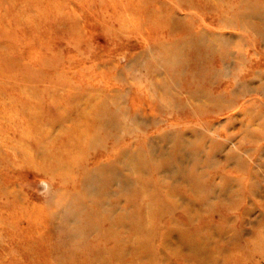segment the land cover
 <instances>
[{"label": "rangeland", "instance_id": "obj_1", "mask_svg": "<svg viewBox=\"0 0 264 264\" xmlns=\"http://www.w3.org/2000/svg\"><path fill=\"white\" fill-rule=\"evenodd\" d=\"M261 123L264 0H0V264H264Z\"/></svg>", "mask_w": 264, "mask_h": 264}, {"label": "bare ground", "instance_id": "obj_2", "mask_svg": "<svg viewBox=\"0 0 264 264\" xmlns=\"http://www.w3.org/2000/svg\"><path fill=\"white\" fill-rule=\"evenodd\" d=\"M99 122L102 124L103 123L102 119H99ZM67 129H68V127H67ZM67 132H69V131H67ZM254 133L255 134L252 135L253 137L254 136H256V137H262L263 134H264V123H261L259 125V127L256 128V131ZM228 138H229L228 136L225 137V139H228ZM249 139H252V138H249ZM202 145L203 144L201 143V149H202ZM238 145L241 147L242 143L239 142ZM223 146H225V141H221V142L220 141L219 142L213 141V142H211L210 147H209V149H211V150L208 149V152H207V154H208V160L210 161L214 157L215 152L216 151H219ZM57 150H59V149H57ZM67 154H69V152H67ZM212 161H213V159H212ZM61 162H62V160H61ZM203 162L206 163L208 161L207 160H204ZM209 164H211V163H209ZM100 169L102 170V168H100ZM239 169H243V168L241 166H238L237 170H239ZM86 171H87V173H85V175L81 179V182L86 181L87 178H88V173L90 172V170H86ZM86 171H83V172H86ZM245 171H246V177L243 174L241 176H239V177H238V174H236L235 177H231V176L229 177L228 175H224L222 177L221 174L217 175L218 177H215V175L213 176V175L207 174L206 173V170H203V169L202 170H198L197 172L193 170L192 173H191L192 175L189 174L185 178L186 179L185 183L189 186V189L192 191L189 194V197L194 198L195 203H192L193 206L187 205V204H191V203H189V200L188 199H183L182 201L184 203L181 202L180 204H184V206L187 205L184 208L183 212L188 217H193L191 214L192 213H197L198 214L200 212L201 208H202V206H201L202 204H206L208 206V208H214V206H216L218 204L220 206H223V204H221L222 200L220 199V196H222L225 199H229V201L227 202V205L229 207L233 206L239 200L236 196H240V197H241V195L243 196V191L240 189V186H242V179L244 177H245V180H246L247 185H245V182H244V186H242L243 189L246 188L247 190L248 189H251L252 190L254 188V184L251 183L252 182V179H253L252 178V175H251V171L249 169L248 170L246 169ZM53 174H56V173H53ZM190 176L195 179L196 185L194 184L193 181L190 180ZM216 178H219L220 182L219 181H216ZM207 182L210 185V188L207 185ZM231 185H235L236 188L233 190L232 187H230ZM183 190H184L183 193H185V189H183ZM210 190H211V193H210ZM185 195H186V193H185ZM173 202L179 204V202L177 200H173ZM194 204H195V206H194ZM48 214H50V213H48ZM67 214H69V218L70 219L67 217ZM61 218H62V221L60 223V226L61 227L60 228H57V230L58 229L61 230L62 228H68L65 225H67L68 223H70V226L68 228V230L70 231L71 225H72V227L74 226L72 222H74V220H75V218L73 217L72 211L71 210L64 209L63 212H62V214H61ZM57 236H58V239H59V235H57ZM63 236H64V239L67 240V241L68 240H71V237H72V235H71L70 232L69 233H67V232L63 233ZM61 237H62V235H61ZM59 241H61V240H59ZM196 246H197L196 249H192L193 255L196 256V259L198 261H202V258L205 257V253L207 252L206 245L202 241H197V245ZM80 250L84 251L83 247ZM70 251L74 252V250H70Z\"/></svg>", "mask_w": 264, "mask_h": 264}]
</instances>
